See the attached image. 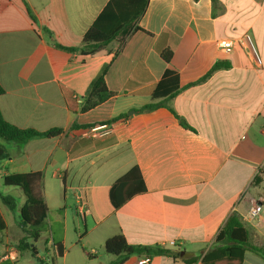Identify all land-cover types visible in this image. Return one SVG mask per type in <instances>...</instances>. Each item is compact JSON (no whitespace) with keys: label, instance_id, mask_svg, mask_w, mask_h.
<instances>
[{"label":"crops","instance_id":"1","mask_svg":"<svg viewBox=\"0 0 264 264\" xmlns=\"http://www.w3.org/2000/svg\"><path fill=\"white\" fill-rule=\"evenodd\" d=\"M109 1L0 0V110L20 128L63 129L53 138L2 141L7 157L0 160V190L8 175L44 174V200L64 223L63 257L53 259L47 243L53 264H110L115 258L105 243L118 234L131 245L169 251L152 264H203L232 214L241 218L251 243L263 247L264 0H218L215 15L212 0H149L141 30L123 44L114 42L104 57L56 46L79 47ZM246 35L261 66L239 43ZM224 40L235 44L222 49ZM168 48L169 63L161 57ZM215 64L223 66L194 84ZM104 68L115 95L83 113L88 88ZM167 69L179 76L181 90L154 99ZM150 104L156 107L141 111ZM74 124H107L112 132L92 138L90 128L72 130ZM133 167L146 191L114 209L109 190ZM5 187L0 193L16 191L11 197L20 203L12 211L0 198L7 224L1 248L11 245L4 239L9 221L3 208L15 222L26 201L22 190ZM257 202L258 220L249 221ZM14 256L16 264L19 252ZM242 264L264 259L246 252Z\"/></svg>","mask_w":264,"mask_h":264},{"label":"trees","instance_id":"2","mask_svg":"<svg viewBox=\"0 0 264 264\" xmlns=\"http://www.w3.org/2000/svg\"><path fill=\"white\" fill-rule=\"evenodd\" d=\"M215 15V9L218 6V0H212ZM149 0H110L104 10L85 33L82 44L79 47H63L56 44L60 49L68 52H80L85 56L92 58L104 57L109 54L110 46L117 40L123 42L134 32L141 30L139 21L145 13ZM121 47V46H120ZM119 53V49L116 55ZM165 62L169 63L173 57V52L169 48L161 53ZM223 65L215 64L211 70L196 83H201L208 79L214 71L220 69ZM108 68H104L101 74L90 84L81 112H88L106 102L115 94L111 92L106 85V74ZM181 90L179 76L173 71L167 69L163 79L158 84L153 93V98L162 96L174 97ZM5 93L0 85V96ZM155 104H150L142 108L141 111L152 110ZM184 126H187L184 123ZM74 124L72 130L92 128ZM63 133L62 128H53L45 132H40L32 128L17 127L4 118L0 110V160L7 157L6 149L1 144L2 141L13 143L22 142L31 139L46 137L53 138ZM44 181L43 173L12 174L4 178L3 182L8 187H18L22 190L26 201L19 212L20 225L27 233V236L20 240L18 252L29 248L27 239H32L37 243L44 233L47 224L49 208L42 194ZM146 191L144 180L138 167H133L128 173L119 178L109 190V201L114 209H119L128 200L135 195ZM2 202L12 211L16 209V201L11 196H5L0 193ZM63 208L59 209L60 213ZM62 226L63 222L59 221ZM7 230L6 221L0 211V236ZM50 238L53 249V259H58L64 255V233L62 237L56 239L53 229L50 227ZM216 243L218 246L209 251L202 259L203 264H217L221 260H228L242 264L246 252H252L264 259V246H255L250 241L249 231L246 229L241 218L237 214H232L225 222L219 233ZM34 254H37L35 246ZM105 251L115 259L110 264H124L132 256H159L167 255L168 250L157 246L131 245L122 234L109 238L105 243ZM16 261V260H15ZM14 261H3L0 264H13Z\"/></svg>","mask_w":264,"mask_h":264},{"label":"rangeland","instance_id":"3","mask_svg":"<svg viewBox=\"0 0 264 264\" xmlns=\"http://www.w3.org/2000/svg\"><path fill=\"white\" fill-rule=\"evenodd\" d=\"M5 188L6 187L2 184L0 192L6 194ZM13 189L21 191V189L18 187H13ZM15 192L16 191H12V192L10 191V195L11 196L13 195L15 197ZM16 197H17V195H16ZM19 199H20V197L17 198V201H16L17 205H19L18 202L20 203ZM3 209H4L5 216L7 217L8 221H9V231H8V234L5 235L4 239L8 240L11 243V245L8 246L7 248H1L0 247V252H4V251L8 250V252L16 251L18 253V245L20 243V240L23 237L27 236V233L21 227L20 222H19L20 218L18 217V215H16V217H15L16 220L14 222V221H12V214L9 213L5 209V207ZM73 209L76 210L75 207ZM56 213H58L57 210L55 212L52 211L49 213L48 219H47V224L44 228L45 229L44 233L42 235V238L37 243H35L30 238L27 239V242L30 244V247L19 252V259H18L16 264H53L52 258L47 253V248L48 249L50 248V246H47V243L51 242L50 227L53 229L54 236L56 239L60 238V236L62 237V234L64 233V226H62V224L57 219ZM61 214H63V212ZM71 219H72V217H71ZM63 225H64V223H63ZM34 246L37 250V254H34V251H33ZM84 258L86 259V261H84L85 259L80 257L81 262L82 263L88 262V258L86 257V255ZM114 258H115V256H114ZM88 264H94V263H88Z\"/></svg>","mask_w":264,"mask_h":264},{"label":"built area","instance_id":"4","mask_svg":"<svg viewBox=\"0 0 264 264\" xmlns=\"http://www.w3.org/2000/svg\"><path fill=\"white\" fill-rule=\"evenodd\" d=\"M239 43L244 46L246 44V48L250 50V53L253 56L254 63L256 66H261L262 61L257 53V50L253 44L252 37L250 35H246L243 41H239ZM235 42L233 40H224L219 42L220 48L222 49H230L234 46ZM111 127L107 124L98 125L90 128L88 130V136L92 138H102L111 133ZM262 210V204L257 202L254 204V207L250 210L249 215L246 216V219L249 221L258 220V216ZM172 246H175L174 242H171ZM7 260H15L14 252L3 253L0 252V262ZM153 256L150 255H142L139 256L137 264H152Z\"/></svg>","mask_w":264,"mask_h":264}]
</instances>
